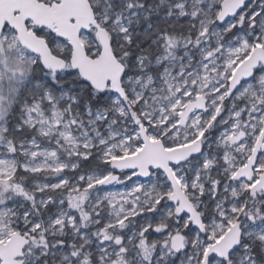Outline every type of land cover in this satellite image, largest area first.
<instances>
[{
  "label": "snow or ice",
  "instance_id": "1",
  "mask_svg": "<svg viewBox=\"0 0 264 264\" xmlns=\"http://www.w3.org/2000/svg\"><path fill=\"white\" fill-rule=\"evenodd\" d=\"M0 264H264V0H0Z\"/></svg>",
  "mask_w": 264,
  "mask_h": 264
}]
</instances>
